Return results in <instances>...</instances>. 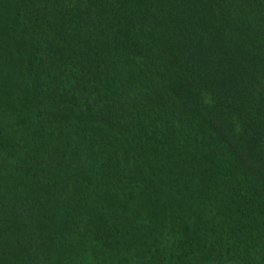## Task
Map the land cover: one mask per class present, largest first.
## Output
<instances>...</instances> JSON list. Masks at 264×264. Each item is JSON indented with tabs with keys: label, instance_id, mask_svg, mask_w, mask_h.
Instances as JSON below:
<instances>
[{
	"label": "trees",
	"instance_id": "obj_1",
	"mask_svg": "<svg viewBox=\"0 0 264 264\" xmlns=\"http://www.w3.org/2000/svg\"><path fill=\"white\" fill-rule=\"evenodd\" d=\"M0 264H264V0H0Z\"/></svg>",
	"mask_w": 264,
	"mask_h": 264
}]
</instances>
